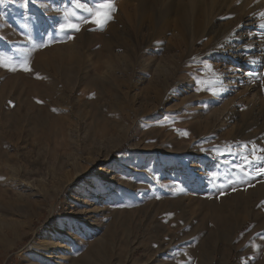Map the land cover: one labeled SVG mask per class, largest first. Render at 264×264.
I'll return each instance as SVG.
<instances>
[{
	"label": "rangeland",
	"instance_id": "374dc122",
	"mask_svg": "<svg viewBox=\"0 0 264 264\" xmlns=\"http://www.w3.org/2000/svg\"><path fill=\"white\" fill-rule=\"evenodd\" d=\"M113 3L0 0V264H264V0Z\"/></svg>",
	"mask_w": 264,
	"mask_h": 264
},
{
	"label": "snow or ice",
	"instance_id": "6c2138e0",
	"mask_svg": "<svg viewBox=\"0 0 264 264\" xmlns=\"http://www.w3.org/2000/svg\"><path fill=\"white\" fill-rule=\"evenodd\" d=\"M75 9L82 10L83 16H77L76 12H73L71 16L65 17V22L60 24V31L66 33L68 31H80V23L91 22L96 25L97 29L103 30L106 27L108 21L112 17V13L115 11L113 0H104L103 3H98L93 6H89L87 2H80V0H73ZM264 16V13L260 14ZM264 27V25H262ZM38 47H44V44L37 45ZM15 71V68L12 69ZM24 71H31L30 67H25ZM261 151H264L262 149ZM258 162H264V157H258ZM260 172H264V167L259 169Z\"/></svg>",
	"mask_w": 264,
	"mask_h": 264
},
{
	"label": "bare ground",
	"instance_id": "6f19581e",
	"mask_svg": "<svg viewBox=\"0 0 264 264\" xmlns=\"http://www.w3.org/2000/svg\"><path fill=\"white\" fill-rule=\"evenodd\" d=\"M41 246L45 249V251H51L52 253H56V250H58V247H59V246L57 247L55 245L54 241H50V240H48V241L45 240V242L42 243Z\"/></svg>",
	"mask_w": 264,
	"mask_h": 264
}]
</instances>
